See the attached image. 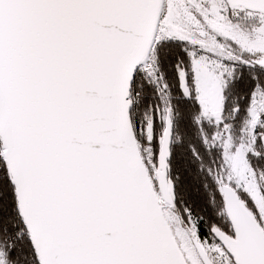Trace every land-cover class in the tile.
Instances as JSON below:
<instances>
[{
	"label": "snow or ice",
	"instance_id": "obj_1",
	"mask_svg": "<svg viewBox=\"0 0 264 264\" xmlns=\"http://www.w3.org/2000/svg\"><path fill=\"white\" fill-rule=\"evenodd\" d=\"M0 264H264V0H0Z\"/></svg>",
	"mask_w": 264,
	"mask_h": 264
}]
</instances>
